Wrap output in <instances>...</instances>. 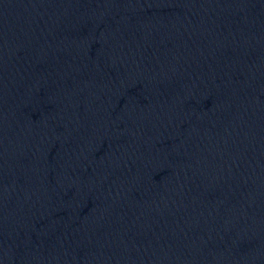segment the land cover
I'll return each mask as SVG.
<instances>
[{
    "label": "water",
    "instance_id": "obj_1",
    "mask_svg": "<svg viewBox=\"0 0 264 264\" xmlns=\"http://www.w3.org/2000/svg\"><path fill=\"white\" fill-rule=\"evenodd\" d=\"M0 264H264V0H0Z\"/></svg>",
    "mask_w": 264,
    "mask_h": 264
}]
</instances>
